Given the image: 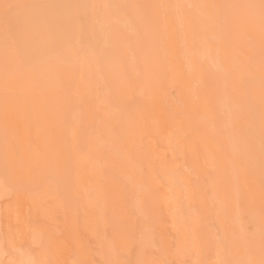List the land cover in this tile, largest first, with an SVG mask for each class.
<instances>
[{
    "label": "rangeland",
    "instance_id": "obj_1",
    "mask_svg": "<svg viewBox=\"0 0 264 264\" xmlns=\"http://www.w3.org/2000/svg\"><path fill=\"white\" fill-rule=\"evenodd\" d=\"M0 264H264V0H0Z\"/></svg>",
    "mask_w": 264,
    "mask_h": 264
},
{
    "label": "bare ground",
    "instance_id": "obj_2",
    "mask_svg": "<svg viewBox=\"0 0 264 264\" xmlns=\"http://www.w3.org/2000/svg\"><path fill=\"white\" fill-rule=\"evenodd\" d=\"M92 29H93V28H92ZM123 34H124V33H123ZM173 40H174V39H173ZM202 106H203V105H202ZM252 136H253V135H252ZM237 141H238V140H237ZM237 141H236V142H237ZM258 142H259V141H258ZM255 143H256V142H255ZM256 144H257V143H256Z\"/></svg>",
    "mask_w": 264,
    "mask_h": 264
}]
</instances>
